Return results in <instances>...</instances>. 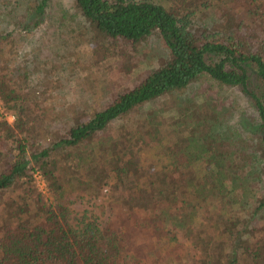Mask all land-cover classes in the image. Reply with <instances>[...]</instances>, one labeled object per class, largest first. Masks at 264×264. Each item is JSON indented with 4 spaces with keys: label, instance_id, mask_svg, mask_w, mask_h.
Instances as JSON below:
<instances>
[{
    "label": "trees",
    "instance_id": "obj_1",
    "mask_svg": "<svg viewBox=\"0 0 264 264\" xmlns=\"http://www.w3.org/2000/svg\"><path fill=\"white\" fill-rule=\"evenodd\" d=\"M52 2L22 8L20 0H0V18L11 10L14 26L31 34L45 24ZM74 6L97 62L124 49L139 52L152 38L165 58L41 151L29 154L23 135L31 127L0 122V142L14 143L0 161V264H264V0ZM4 32L0 45L12 46L13 33ZM2 61L0 97L28 121V111L41 110L20 91L28 75ZM226 90L237 98H222ZM171 97L170 119L144 111L143 123L113 134L114 124L148 106L162 104L165 113ZM146 149L154 159L143 158ZM86 162L85 175L79 167ZM36 170L50 200L34 185ZM70 171L79 176L62 181ZM106 187L113 218L72 219L68 191L72 202L78 190L99 198ZM11 193L12 210L3 207Z\"/></svg>",
    "mask_w": 264,
    "mask_h": 264
},
{
    "label": "rangeland",
    "instance_id": "obj_2",
    "mask_svg": "<svg viewBox=\"0 0 264 264\" xmlns=\"http://www.w3.org/2000/svg\"><path fill=\"white\" fill-rule=\"evenodd\" d=\"M20 1L22 8H26L31 0ZM74 5L75 0H53L45 24L31 34L14 26L15 16L14 13L11 14V10L0 18V31L13 33L15 37L11 42L12 46L0 45V63L1 59H4V65L14 69L15 75L18 71L19 74L27 73V86L20 87V91L28 92L41 109L28 111L31 115L28 121L20 116L18 110L9 109L21 124L25 123L28 128L31 127L30 132L23 135L29 140V154L51 146L60 136L67 133L78 117L83 115L82 119H87L95 111L101 110L112 94L131 86L142 74L156 68L165 58L162 43L158 38H152L143 44L139 52L124 49L125 53L118 52L102 62H97L93 55L92 35L85 20L75 11ZM20 31L23 32L21 35ZM193 89L188 95L194 93ZM222 95L225 99L237 98L234 91L226 90ZM174 98L167 100L169 110L165 113L160 112L164 109L162 104H159L158 108L148 106L133 114L128 121L114 124L113 134L117 135L125 124L127 128H131L134 122L143 123L146 118L144 111L148 115L158 113L161 119H170L175 114L176 105L171 103L175 101ZM31 102L27 101L26 107H29ZM13 149L14 143L11 140L1 141L0 161ZM153 152L152 149H146L142 156L154 159ZM90 168L87 162L84 167H79L80 172L85 175ZM32 173L34 185L50 200L52 195L47 194L41 172L36 170ZM78 176L70 171L62 181L76 179ZM108 190L109 187H106L99 198L89 197L78 190L80 192L73 193L72 202L69 200L68 191L66 203L72 210V219L77 221L83 216H88L100 224H106L117 211L116 205H111L105 198ZM78 194L84 195L85 198H78ZM12 195L13 193L7 195L3 205L10 210L13 209L12 201L9 200ZM4 213L5 211H0V215L4 216Z\"/></svg>",
    "mask_w": 264,
    "mask_h": 264
},
{
    "label": "built area",
    "instance_id": "obj_3",
    "mask_svg": "<svg viewBox=\"0 0 264 264\" xmlns=\"http://www.w3.org/2000/svg\"><path fill=\"white\" fill-rule=\"evenodd\" d=\"M16 120H17L16 116L7 109L4 101L0 97V122L5 121L9 125H13ZM46 190H47V186H46Z\"/></svg>",
    "mask_w": 264,
    "mask_h": 264
}]
</instances>
